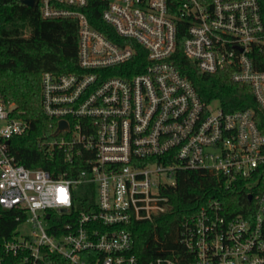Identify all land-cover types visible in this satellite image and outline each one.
Segmentation results:
<instances>
[{
    "label": "built area",
    "instance_id": "obj_1",
    "mask_svg": "<svg viewBox=\"0 0 264 264\" xmlns=\"http://www.w3.org/2000/svg\"><path fill=\"white\" fill-rule=\"evenodd\" d=\"M92 1L116 40L91 26L84 9ZM32 2L44 20L77 22L80 73L40 78L44 115L68 131L39 145L46 155L62 152L69 170L54 177L16 162L10 139L30 123L0 91V212L20 211L29 226L3 241L0 264H46L55 254L69 264H143L130 228L169 211L164 193L190 173L222 190L245 189L253 206L233 214L208 199L182 220L179 247L146 264H264V133L251 109L225 112L218 101L200 100L169 62L183 24L185 57L202 73L226 71L249 86L264 112V71L255 64L264 56L259 1ZM135 45L145 63L134 73Z\"/></svg>",
    "mask_w": 264,
    "mask_h": 264
},
{
    "label": "trees",
    "instance_id": "obj_2",
    "mask_svg": "<svg viewBox=\"0 0 264 264\" xmlns=\"http://www.w3.org/2000/svg\"><path fill=\"white\" fill-rule=\"evenodd\" d=\"M258 1L264 22V0ZM102 9L100 2L92 1L84 12L94 29L116 40L112 28L100 17ZM176 32V50L169 62L192 83L200 100L218 101L225 112L251 109L257 127L264 133V112L258 107L250 87L232 82L226 71L202 73L183 53L184 25L179 24ZM77 39L75 20H44L36 6L28 7L21 0H0V91L4 99L13 104L14 113L30 123L27 134L10 139V152L25 168H40L54 177L68 171L69 165L62 152L46 155L39 145L43 140L51 141V133L56 127L55 120L47 118L40 105V78L45 72L80 73ZM134 48L137 50L133 60L136 66L132 70L135 73L143 68L145 52L138 45ZM255 64L264 71V56H258ZM71 176L69 173L66 178ZM164 194L170 210L157 215L151 222H134L130 228L134 240L132 253L143 264L158 256H170L171 250L179 247L176 237L182 220L196 214L208 199L220 201L233 214H243L245 209L253 206V202L247 200L245 189H219L210 176L202 177L198 173L183 174L176 188ZM73 218L74 215L70 220ZM23 220L24 214L20 211L0 212V260L6 258L3 241L16 236L15 231ZM58 220L67 221L68 217L62 215ZM46 260V264H69L57 254Z\"/></svg>",
    "mask_w": 264,
    "mask_h": 264
},
{
    "label": "water",
    "instance_id": "obj_3",
    "mask_svg": "<svg viewBox=\"0 0 264 264\" xmlns=\"http://www.w3.org/2000/svg\"><path fill=\"white\" fill-rule=\"evenodd\" d=\"M23 4L28 6V7H32L33 6V2L32 0H24ZM62 131H68V126L67 123L65 121H58L57 127L55 128V130L51 133L52 137L57 136L60 132ZM250 195L247 196V199L250 200Z\"/></svg>",
    "mask_w": 264,
    "mask_h": 264
},
{
    "label": "rangeland",
    "instance_id": "obj_4",
    "mask_svg": "<svg viewBox=\"0 0 264 264\" xmlns=\"http://www.w3.org/2000/svg\"><path fill=\"white\" fill-rule=\"evenodd\" d=\"M29 226H27L26 223L19 224V227L17 228V233L24 234L28 231Z\"/></svg>",
    "mask_w": 264,
    "mask_h": 264
}]
</instances>
